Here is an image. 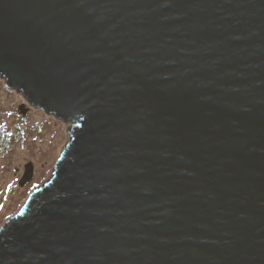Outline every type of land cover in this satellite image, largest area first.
<instances>
[{"label": "water", "instance_id": "obj_1", "mask_svg": "<svg viewBox=\"0 0 264 264\" xmlns=\"http://www.w3.org/2000/svg\"><path fill=\"white\" fill-rule=\"evenodd\" d=\"M0 78L73 126L0 264H264V0H0Z\"/></svg>", "mask_w": 264, "mask_h": 264}, {"label": "rangeland", "instance_id": "obj_2", "mask_svg": "<svg viewBox=\"0 0 264 264\" xmlns=\"http://www.w3.org/2000/svg\"><path fill=\"white\" fill-rule=\"evenodd\" d=\"M4 81L0 78V224L11 218L18 202L49 182L53 162L63 153L73 127L33 107ZM30 164L31 180L21 185Z\"/></svg>", "mask_w": 264, "mask_h": 264}, {"label": "flooded vegetation", "instance_id": "obj_3", "mask_svg": "<svg viewBox=\"0 0 264 264\" xmlns=\"http://www.w3.org/2000/svg\"><path fill=\"white\" fill-rule=\"evenodd\" d=\"M33 181V180H32Z\"/></svg>", "mask_w": 264, "mask_h": 264}]
</instances>
